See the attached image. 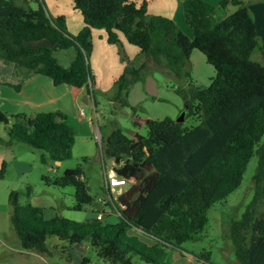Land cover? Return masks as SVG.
<instances>
[{"label":"trees","instance_id":"16d2710c","mask_svg":"<svg viewBox=\"0 0 264 264\" xmlns=\"http://www.w3.org/2000/svg\"><path fill=\"white\" fill-rule=\"evenodd\" d=\"M72 3L84 21L76 34L68 31L64 15L48 11L44 0H0V7L8 9L0 15V59L10 61L21 72L48 76L56 85L84 87L93 96L92 31L104 29L110 44H120L122 34L144 59L139 66L124 67L113 81L112 99L134 110L128 102L131 85L156 69L173 78L174 90L186 106L181 111L185 110V117H195L197 123L187 127L170 117L148 118L141 138L130 137L119 127L100 135L102 154L118 165L113 167L116 175L129 182L116 199L111 197L105 203L115 204V221L96 217L104 205L84 221L61 215L44 218L42 207L29 201L21 204L23 192L11 190L10 222L20 247L52 256L57 245L49 246L46 238L55 235L67 248L89 242L110 264H170L168 249L198 239L208 209L240 185L248 161L256 156L252 199L239 218L230 220L226 233L239 264H264V142L259 143L264 133V64L252 57L256 50L261 57L264 52L249 1L220 0L215 7L202 0H181L191 36L172 18L149 14L148 0ZM229 5L235 9L229 11ZM43 41L47 44L36 45ZM67 49L73 51V57L65 66L55 52ZM194 49L214 67L209 83L199 88L191 78ZM0 121L6 131V136H0V146L25 143L41 151L43 163L71 157L76 131L62 111L28 115L0 111ZM132 121L138 124L135 115ZM5 169L3 162L0 178ZM83 174L77 165L66 168L53 181L59 187H73V208L77 210L99 203L89 193ZM24 194L30 196L29 187ZM199 257L210 264L209 251ZM88 262L83 257L80 264Z\"/></svg>","mask_w":264,"mask_h":264},{"label":"rangeland","instance_id":"374dc122","mask_svg":"<svg viewBox=\"0 0 264 264\" xmlns=\"http://www.w3.org/2000/svg\"><path fill=\"white\" fill-rule=\"evenodd\" d=\"M55 1L58 3H53ZM148 1L149 14L170 16L180 29L185 30L186 27L189 29L184 22V18L182 19L181 0ZM202 1L215 7L219 5L218 1L214 0ZM44 2L48 10L50 7L58 5L64 14H69L73 9L72 0H45ZM30 4L33 7L36 6L34 2ZM228 9L233 11L235 7L229 5ZM261 14L264 19L263 12ZM260 30L261 36L258 34V41L264 52V26ZM105 41L108 43L106 39ZM112 45L115 47L118 60L124 63V67L131 64L128 58L130 52L124 49L121 40L120 44ZM193 52H197L201 56V60H203V53L196 49ZM55 55L62 65L67 66L73 57V51L71 49L60 50L56 51ZM138 55L143 58V55L139 53V49ZM262 55L261 57L259 51L256 50L252 57L264 64V53ZM139 59V57L133 58L132 63L135 65ZM203 62H206L205 59ZM194 63V72L197 76H191V78L197 79V85L206 86L209 83V79L214 75V67L209 64L213 74L207 76L208 70L202 67V61H199L201 63L199 64L198 60L194 59ZM192 70L191 63V72ZM148 75H150L148 82L142 85V92L146 93L147 96H144L141 103L134 107V115L138 124H134L130 117L133 110L130 106H121L112 99L114 95L113 83L108 92L95 91L93 99L96 101L97 112L93 117V125L94 127L96 124L99 125L101 133L98 134L94 127L93 130H89V128L87 131L85 127L80 130L78 124L72 123L77 132L71 157L59 164L50 161L43 163L40 159L41 151L25 143H15L9 147L0 146V148L7 151V166L4 175L9 183L17 186L16 190L23 192L20 196L21 204L29 201L33 205L42 207L43 217L48 219L55 215H61L74 221H84L93 214L92 211L96 208V204L84 205L81 210L74 209L73 187L71 186L72 189L69 186L59 187L53 181L55 177L62 175L66 168L80 165L89 186V193L96 198V201L98 197H108L103 188H106L107 180L111 184V178L107 179L106 176L112 167H117L118 165L115 164L112 158L102 154L100 135H106L110 129L119 127L128 136H133L132 132L137 133L136 137L144 136L146 134V119L168 116L175 120L179 117L181 110L185 108V102L174 90L176 82L171 76L156 69L150 71ZM152 95L158 96L160 100L158 101V98L151 97ZM87 113H89V110H87ZM196 123L197 120L193 116H187L182 121L183 126L187 127ZM0 136H6L5 126L1 121ZM262 142H264V133L259 143ZM11 154H18L21 160L26 161L25 167L28 166L26 172L19 171L17 163L12 162ZM256 163V156H252L247 163L240 185L225 199L214 203L208 209L206 223L198 234L197 240H188L181 243L179 248L168 249L167 259L170 264H204V260L199 257L204 251L210 252L208 260L210 264H239L234 256L232 243L226 233V228L231 219L241 216L246 205L252 199L251 177L254 174ZM42 176H45L48 180L43 179ZM26 187H29V197L24 194ZM127 187H129V182ZM114 189L112 195H117L118 191L122 190L123 187ZM0 238L2 239V243L0 242V260L6 264H80L83 257L89 259L87 264H110L96 254L89 242L85 241L67 248L66 243L60 241L55 235H50L46 238L49 246L57 245V249L52 256H44L34 251L23 250L11 226L10 208L0 210ZM138 264H142V262L138 261Z\"/></svg>","mask_w":264,"mask_h":264},{"label":"crops","instance_id":"0c3cea01","mask_svg":"<svg viewBox=\"0 0 264 264\" xmlns=\"http://www.w3.org/2000/svg\"><path fill=\"white\" fill-rule=\"evenodd\" d=\"M214 1H218L219 3L220 0H214ZM246 1H249V9L254 19L257 28V33L260 35L261 34L260 29L262 28V26H264V19L262 18V14H261V12H263L264 14V0H246ZM53 3L56 4L58 2L55 1ZM50 8L48 11L52 15L62 14L65 16L68 31L71 32L72 34H76L83 27L84 25L83 17L78 10L73 8L69 14L68 13L64 14L62 13L58 5H54L53 7ZM7 13H8V9L6 7H0V15H5ZM183 18L184 17H182V19ZM181 30L188 36H191L192 34V30L190 27L189 29L186 27L185 30L183 29ZM119 38L121 40L122 45L124 46V49L130 52V54L128 55L129 63H131L130 65L139 66L143 61V58L138 55V48L135 45L128 43L122 34L119 35ZM105 39H106V34L104 29H94L92 31L93 49L89 57L90 58L89 64L94 74V85H93L94 91L108 92V90H110L113 81L120 75V73L124 68V63L118 60V56L116 55L114 45L106 43ZM38 44H47V42L45 41L37 42L36 45ZM193 51L190 55V61L192 63V68H193L191 72L192 76H197L196 73L194 72V67H195L194 59L196 61L198 60V63L199 61L200 62L202 61V67H205L206 70H208L207 76H211L214 73V72L212 73V68H210L211 64L209 65V63L206 61L205 56H203L204 58L203 60H201V56L197 52H193ZM135 57H139L140 59L138 63L134 65L132 63V60ZM204 59L206 62H203ZM149 77L150 75H148V77L145 78L142 82H136L131 85L128 93V102L131 106L133 107L138 106L141 103L143 97L147 96L146 93L142 92V87H143L142 85L145 84V82H148ZM192 80L196 84H198L197 79L196 80L192 79ZM84 95L88 97V103H84L82 101ZM93 97L94 95L92 96L91 94H88L84 87L76 88L64 83L56 85L52 82V80L48 76L34 73L31 71L21 72L10 61L0 59V111L5 113L6 115L15 114V113H24L28 115L37 111L60 110L67 115L68 122L71 125L72 123L78 124V126H80L79 127L80 130H83V127H85L87 131L89 128H90L89 130L91 129L93 130L94 127L93 117L97 112L94 103L95 99H93ZM151 97L158 98V96L156 95H152ZM159 100L160 98H158V101ZM87 110H89V113H87ZM131 113L132 115L130 117L133 118L135 114L134 110H132ZM161 118H156V119H161ZM94 128H96L98 134L101 133L99 125L96 124ZM75 130L77 132V129ZM132 134L133 136L130 137H134V138L142 137V136L136 137L137 136L136 132H132ZM6 152H7L6 150L0 148V167L3 162H5L7 166ZM11 159L12 162L17 163V165L19 166L18 168L19 171L26 172V170H28V166L25 167V165L27 164L26 161L21 160L18 157V154L17 155L11 154ZM111 185L113 186V189L116 187L118 188H120L121 186L123 187L122 190L118 191L117 195H113L114 199L117 198V196L121 192L125 191L128 188V187L126 188V186L121 183V180L118 177L112 178ZM69 187L71 188V186ZM16 188L17 186L15 184L8 182L5 175L3 178H0V210L2 209L7 210L10 208L8 203V194L11 190H14ZM73 193H74V189H73ZM96 207L99 209L102 208V206L99 203H96ZM103 214H104L103 217L104 220L115 221L118 214L115 204L113 205L105 204L103 206ZM91 216H93V214ZM0 242L2 243L1 238H0ZM0 264H6V263L0 260Z\"/></svg>","mask_w":264,"mask_h":264},{"label":"built area","instance_id":"2783aa9c","mask_svg":"<svg viewBox=\"0 0 264 264\" xmlns=\"http://www.w3.org/2000/svg\"><path fill=\"white\" fill-rule=\"evenodd\" d=\"M81 114H82V112H81ZM106 177H107V179H108V178H111V183H112V178H114V177H118V176L116 175V173H115L113 167L109 170V172H108V174H107ZM118 178L121 180V183H122V184H124L125 186L128 185V181H126L125 179L120 178V177H118ZM106 189H108V192H109L108 197H98V198H97V201L100 203L101 206L105 205V203L107 202V200H108V199H111V197H113L112 193H113L114 189H113V186H112L110 183H108V180L106 181ZM115 199H116V198H115ZM103 216H104V214H103V211H102V209H101V210H99V212L97 213L96 217H97L98 219H101V218H103Z\"/></svg>","mask_w":264,"mask_h":264},{"label":"water","instance_id":"95a60500","mask_svg":"<svg viewBox=\"0 0 264 264\" xmlns=\"http://www.w3.org/2000/svg\"><path fill=\"white\" fill-rule=\"evenodd\" d=\"M196 87L199 88V87H201V86L197 85ZM82 101H83L84 103H88V97L85 95V96L83 97ZM185 107H186V106H185ZM184 118H185V110L181 111L179 117L176 118L175 120H176V121H179V122H182V121L184 120ZM139 137H141V136H139ZM142 137H143V136H142ZM54 163H55V164H59L60 161H55Z\"/></svg>","mask_w":264,"mask_h":264}]
</instances>
